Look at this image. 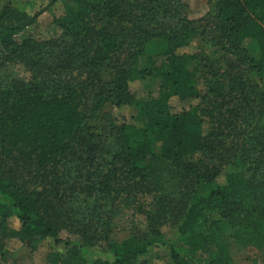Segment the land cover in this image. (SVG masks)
I'll use <instances>...</instances> for the list:
<instances>
[{"label": "trees", "instance_id": "trees-1", "mask_svg": "<svg viewBox=\"0 0 264 264\" xmlns=\"http://www.w3.org/2000/svg\"><path fill=\"white\" fill-rule=\"evenodd\" d=\"M46 1L32 15L0 7V70L20 64L29 73L0 80V264H12L10 240L30 250L47 243L49 264H143L153 248L168 252L167 264H238L233 248L256 250L264 264V0H210L206 42L216 58L192 45L202 20L180 17L179 0ZM56 4V36L16 39ZM157 39L164 50L147 51ZM146 77L158 80L154 92L134 89ZM116 109L130 117L115 123ZM154 148L191 179L189 189L210 186L170 210L184 249L158 228L162 215L167 222L161 198L150 231L95 257L71 194L88 203L146 190ZM72 166V187L61 193L59 175Z\"/></svg>", "mask_w": 264, "mask_h": 264}, {"label": "rangeland", "instance_id": "rangeland-1", "mask_svg": "<svg viewBox=\"0 0 264 264\" xmlns=\"http://www.w3.org/2000/svg\"><path fill=\"white\" fill-rule=\"evenodd\" d=\"M46 2V0H0V7L8 5L11 10L32 15L44 7ZM62 11L63 7L61 4L50 6L38 16L33 24L27 26L19 33L16 39L20 41L28 36L37 39H48L56 36L59 32L53 23V19L59 16ZM177 11L180 17L184 16L189 20L195 21L202 20L197 24L198 35L191 41L197 52H201L203 55L210 54L214 58L219 57L221 53L211 47L209 42H206L209 40L207 34L210 38L211 30H213V23L210 22V15L213 14L212 2L210 0H179ZM206 19L209 20L208 23ZM203 27H205V33L201 34ZM164 47L165 43L157 39L152 40L146 50L149 52H162ZM245 49L248 57L255 58L257 56V49L254 44L248 43ZM143 56L146 55L143 54ZM143 64L144 57L139 60V66H143ZM240 65L242 69L244 65ZM28 76L29 73L20 64H8L5 69L0 70V80H19L26 79ZM158 84L157 79L146 77L142 81L135 82L133 87L141 92H154ZM129 117L130 113L128 110L116 109L112 110L111 113V118L115 123H119L124 118ZM203 130L206 131V127ZM157 151L154 148L153 155L149 157L146 163L151 173L148 177L149 181L146 184V190L138 191V189L131 187L126 192H120L117 195H107L102 198H99L101 197L99 195H95L91 197L88 203L81 202L78 197L71 194L68 205L75 213L74 216L78 219V224L83 226L84 229H89L88 235L94 237V239H89L95 243L93 244L94 246H91L92 249L94 248L93 255L95 257H110V247L114 242H119L131 235H140L150 231V226L155 223L153 221L150 223L148 213L156 212L155 202L161 200V198L167 199L163 212L166 215L165 219H167V222L164 221V216L162 215L159 220L161 226L158 223V228L168 240L169 245H172L177 251L184 249L183 241L177 235H174L172 218L169 215L170 210L179 200L193 199L196 195L205 193L210 186L207 184L195 185L189 189L191 179L189 180L186 177L183 180L180 176H183L181 169L172 163L162 161ZM73 167L75 166L69 168L68 174L59 175V178L63 180V184L59 187L61 193L65 192L68 194V188L72 187L73 180H71V176L73 174L76 175ZM121 183V185H125V181H122V179ZM62 188L66 190L62 191ZM132 191V194L136 195L135 197L128 196ZM108 220L110 221V226L107 228L103 223ZM106 229H108V233L105 236L102 231H106ZM69 237L71 239L79 238L76 234H70ZM7 249L9 252L8 261L12 264H49L46 261V254L53 250L47 243H43L36 250H30L17 240H10L7 243ZM232 257L234 262L238 264H262L260 255L254 249L233 248ZM168 260V252L165 249L153 248L145 256L141 257L139 262H143V264H167Z\"/></svg>", "mask_w": 264, "mask_h": 264}]
</instances>
